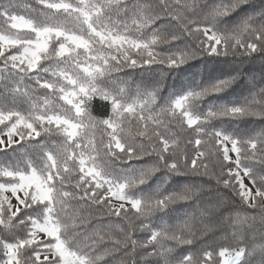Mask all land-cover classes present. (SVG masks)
Here are the masks:
<instances>
[{
  "label": "snow or ice",
  "instance_id": "6c2138e0",
  "mask_svg": "<svg viewBox=\"0 0 264 264\" xmlns=\"http://www.w3.org/2000/svg\"><path fill=\"white\" fill-rule=\"evenodd\" d=\"M36 4L42 7L23 5L35 14L26 18L15 13L12 0H0V20L7 25L0 29V151L23 149L15 163L0 164V264H107L122 250L131 264H152V257L156 264H216L217 255L219 264H264V128L242 138L211 127L213 120L264 118V87L251 99L211 104L204 111L199 108L204 98L232 86L243 75L240 70L163 104L156 88L137 85L132 91L115 75L125 67L154 64L176 69L204 55L264 54V0ZM160 44L168 50L159 51ZM38 89L47 94L37 96ZM95 99L109 106L103 118L92 114ZM144 158L152 162L119 174L112 166L113 159L128 164ZM158 173L161 184L144 191ZM189 175L214 180L259 209L261 228L247 237L245 226L254 228L255 216H224L220 223L230 221V231L213 242L218 252L209 245L202 256L172 258L165 241L191 245L195 233L188 220L172 225L164 217L203 185L173 192L161 185ZM224 203L218 198L216 205L200 209L201 215ZM156 214L158 224L150 220ZM105 216L127 221L128 228L103 223ZM92 219L97 226L90 232L80 227ZM137 228L150 233L145 241L133 237ZM149 247L152 251L138 252Z\"/></svg>",
  "mask_w": 264,
  "mask_h": 264
},
{
  "label": "trees",
  "instance_id": "16d2710c",
  "mask_svg": "<svg viewBox=\"0 0 264 264\" xmlns=\"http://www.w3.org/2000/svg\"><path fill=\"white\" fill-rule=\"evenodd\" d=\"M12 3L16 5L14 11L16 14L25 15L26 18L35 16L34 13H30L23 7L25 4H29L32 8L40 9L42 6L36 4V0H12ZM211 3V0H209ZM47 11V10H45ZM251 11V9H246ZM243 12L234 14L231 18L233 22L238 21L243 15ZM39 19V17H36ZM166 23V22H165ZM3 20H0V29L6 28ZM22 32L21 35H25ZM175 47V44L172 45ZM169 45L160 44L158 46L159 51H167ZM14 51V50H13ZM232 69L240 70L243 75L225 91L208 96L199 104V108L204 111L207 110L211 104H231L233 102H243L245 97L251 99L252 92H258L260 87H264V54L253 53L251 56H227V57H209L207 55L198 57L196 60L189 61L187 64L182 65L176 69H169L165 65L154 64L151 66H143L137 68L125 67L119 73H116L122 80L128 82L129 89L134 91L136 86L141 88L157 89V96L159 103L163 104L166 100L174 95H180L186 92L190 88L196 87L198 84H205L210 80L216 78H223L229 74ZM33 87L38 88L34 82L29 81ZM47 94V90L38 89L37 96ZM260 99V97H257ZM63 104V101H58ZM11 106V105H9ZM25 105H21V108H25ZM65 107H70L65 105ZM109 110V106L99 99L93 100L91 104L92 114L98 118H103ZM2 127V126H0ZM211 127L223 128L230 133H234L237 136L246 138L249 135L255 134L261 128H264V118L248 116L240 119H223L213 120ZM186 128V126H185ZM191 133V130H187L185 137ZM194 138V134H193ZM39 139V138H38ZM48 140V137H44ZM52 140L59 141V137L53 135ZM28 148V145H25ZM23 149L14 145L12 149L6 151H0V164H7L9 162L15 163L17 158L22 155ZM29 155L36 159L35 153L29 151ZM150 158H144L140 161H132L128 164L123 163L121 160L113 159L112 166L117 174L121 169H127L130 165L147 164L151 163ZM162 174L158 173L147 186H142L144 191L154 190L158 184H161ZM202 184L203 188L189 201H178L170 206L171 210L168 215L164 217V220L168 224L183 223L185 220L190 222L191 231L195 233L193 243L191 245H176L172 241H165L166 246L173 248L172 258H180L184 255L191 253L194 257L202 256V250L207 249L209 245L218 252V247L214 244V241L219 240L224 236L226 232L230 231L228 223H220L224 216L234 215L236 212L241 214H247L249 216H255V226L249 229L245 226L244 231L247 237H251L256 229L261 228L260 224V211L259 209H253L245 205L238 196L234 195L231 189H224L222 186L217 187L214 180H209L207 177L197 176H175L166 184H162V190L165 192L180 191L185 185L188 184ZM245 183L248 184V180L245 178ZM218 198H222L225 203L220 205L217 210H212L208 215H201L200 209H208L209 205H216ZM130 208V205H126ZM87 215V213H84ZM160 214H156L151 217L150 220L158 224ZM133 219L134 216H133ZM114 223L127 229L128 222L123 221L115 216L104 217L103 223ZM148 222V221H145ZM138 223V222H137ZM97 226L95 219L89 220L86 224L80 227L86 231H91ZM2 233V230H0ZM203 233V235H202ZM119 234V233H117ZM149 232L137 230L133 233V237L138 241H145ZM110 246V244L102 245V247ZM152 248L138 249V252L143 254L144 252H150ZM139 259V257H137ZM123 250L120 253H116L114 257L107 258V264H122L124 261ZM216 264H219V257L214 256ZM152 264H156V258H150ZM127 264H131V260L127 259ZM174 264V260H173Z\"/></svg>",
  "mask_w": 264,
  "mask_h": 264
},
{
  "label": "rangeland",
  "instance_id": "374dc122",
  "mask_svg": "<svg viewBox=\"0 0 264 264\" xmlns=\"http://www.w3.org/2000/svg\"><path fill=\"white\" fill-rule=\"evenodd\" d=\"M13 203H15V201L13 200Z\"/></svg>",
  "mask_w": 264,
  "mask_h": 264
}]
</instances>
